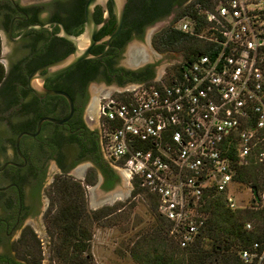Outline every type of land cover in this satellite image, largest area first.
<instances>
[{
	"label": "built area",
	"instance_id": "obj_1",
	"mask_svg": "<svg viewBox=\"0 0 264 264\" xmlns=\"http://www.w3.org/2000/svg\"><path fill=\"white\" fill-rule=\"evenodd\" d=\"M173 25L193 41L188 57L104 96L98 113L104 153L186 247L210 196L264 206V0H189ZM245 171L248 184L235 179ZM240 256L262 264L264 250Z\"/></svg>",
	"mask_w": 264,
	"mask_h": 264
},
{
	"label": "flooded vegetation",
	"instance_id": "obj_2",
	"mask_svg": "<svg viewBox=\"0 0 264 264\" xmlns=\"http://www.w3.org/2000/svg\"><path fill=\"white\" fill-rule=\"evenodd\" d=\"M86 1L0 0V52L2 36L8 46L0 83V264L21 262L16 258L17 246L30 231L32 218H45L50 205L49 188L57 175L75 176L86 190L98 185L106 194L99 202L112 200L109 192L126 175L115 170L112 159L102 149L98 113L102 98L141 83V78L151 80L161 74L164 68L159 74L155 65L147 62L143 50L130 43L155 25L147 34L154 47V36L173 25L189 0H148L156 12L152 21L145 20L139 26L133 24V19L137 3L142 0H125L119 32L107 48L99 42L89 50L98 57L46 76L44 66L74 51V45L61 31L79 35L84 30ZM106 6L108 19L96 31V41L116 27L110 1ZM104 15L101 5H95L94 21L101 22ZM30 78L41 89L68 94L73 109L62 124L44 121L37 135L23 134L17 147V136L34 133L41 118L63 119L69 114L64 96L45 95L37 87L30 88ZM99 83L105 86L103 90L90 91L91 84ZM90 174H95L94 178Z\"/></svg>",
	"mask_w": 264,
	"mask_h": 264
},
{
	"label": "trees",
	"instance_id": "obj_3",
	"mask_svg": "<svg viewBox=\"0 0 264 264\" xmlns=\"http://www.w3.org/2000/svg\"><path fill=\"white\" fill-rule=\"evenodd\" d=\"M137 4L133 24L139 26L145 20L152 19L156 7L148 0H142ZM173 26L154 36L152 43L157 50L176 49L183 45L185 48L183 57L187 58L193 41ZM3 77L4 66L0 62V83ZM148 79L141 78L139 81L144 82ZM248 169L250 168H247V171ZM247 171L244 174H236L235 179L248 184L252 176L247 174ZM94 175L90 174L93 178ZM50 189L51 203L55 205L56 201L59 204L56 205L55 212H48L46 220L54 229L56 240L59 241L58 244L55 241L53 253L56 258L67 264H84L86 258L66 260L69 257L66 249L75 251L74 255L84 251L83 241L88 240L86 238L90 236L87 230L88 218H104L115 208L106 207L104 210L88 212L85 208L84 187L80 181L70 176L57 175ZM137 192L138 190H133L132 194ZM59 200L65 201L64 205H61ZM150 203L156 214V223L147 231V235L135 240L129 247L130 256L139 264H257V257L247 263L242 260L240 254L245 249L251 250L254 243L258 244L259 254L264 250V206L256 209L230 210L225 206L222 195L210 196L201 210L205 218L204 227L191 244L180 247L168 234L166 222L158 215L154 200L151 199ZM247 222L251 224L249 229L245 227ZM22 255L20 263L10 264H40L39 259L33 262L28 251Z\"/></svg>",
	"mask_w": 264,
	"mask_h": 264
},
{
	"label": "rangeland",
	"instance_id": "obj_4",
	"mask_svg": "<svg viewBox=\"0 0 264 264\" xmlns=\"http://www.w3.org/2000/svg\"><path fill=\"white\" fill-rule=\"evenodd\" d=\"M175 17L176 16L172 17L170 21ZM153 27H155V25L147 27L144 36L132 40L130 45L142 49L148 57L147 62L154 64L155 69L159 73L160 69L167 68L181 60L185 53V48L181 45L176 49H155L151 46L147 38L148 32ZM2 48L0 52V62L6 65L8 60V46L4 36H2ZM104 87L105 86L101 83L91 84L89 89L90 91L94 89L103 90ZM1 134L0 132V138ZM114 168L117 172L123 173L115 166ZM70 177L74 180L77 179L75 176ZM76 181H78V179ZM50 188L48 192L50 203L48 212L52 213V211L55 212V207L59 204L56 201L54 202L55 205L51 203ZM238 191L241 193L240 190ZM109 193H112V200L99 202L106 194L98 188V185L92 189L90 187L88 190L84 188L85 208L88 212L100 209L104 210L106 207H113L115 209L104 218L92 219L89 216L90 218L87 220V230L90 236L86 238L88 240L83 241L85 245L84 251L77 252V255H74L76 254L75 251H72L70 248L66 249V254L69 255L66 260L70 261L71 258L76 260L80 258L82 260L86 258L84 264H139L130 256L129 247L135 240L141 239L143 236L147 235V231H150L152 226H154L153 224L156 223V214L152 209L150 203L151 199L143 193L139 196H134L131 193V187L127 179L123 178L118 180ZM240 197L245 205L244 209H250L248 208L246 196L243 192ZM59 203L64 205L65 201L62 202L59 200ZM48 212L44 218L45 221L44 219L41 220L40 217L32 218V224L29 227L30 231L27 232L28 234L24 236L23 240H21L20 244L17 246L16 258L18 260L22 261V254L28 251L33 262L39 259L40 264H67L61 259L56 258L53 253L55 241L57 244L59 241L56 240L57 237L54 229L46 221L48 219Z\"/></svg>",
	"mask_w": 264,
	"mask_h": 264
},
{
	"label": "water",
	"instance_id": "obj_5",
	"mask_svg": "<svg viewBox=\"0 0 264 264\" xmlns=\"http://www.w3.org/2000/svg\"><path fill=\"white\" fill-rule=\"evenodd\" d=\"M110 1L111 8H112V14L114 15V18L116 20V27L113 30V32L110 35H107L100 40H95V33L96 31L107 21L109 11L106 6V2ZM101 5L103 11H104V17L101 22L96 23L93 19V8L95 5ZM125 0H87L85 3L84 8V16H85V26L84 30L79 35H71L67 33L65 30L61 31V35L71 42L75 49L72 53L65 56L64 58L57 60L51 64H48L47 66H44V69L46 70V76L54 75L57 73H60L62 71H65L67 69H70L74 65H76L78 62L84 59L92 58V57H98L93 56L89 53L90 48L99 42H104L106 45V48L108 47L109 43L112 41V39L116 36V34L119 32L122 19H123V9H124ZM35 28H38V26H32ZM33 79L30 78L29 84L30 88L35 89L37 87L39 92H42V94L45 95H53V94H60L64 96L68 103H69V114L63 118V119H55L52 117H43L41 118L36 126V130L34 133H21L17 136L16 139V146L18 147L19 139L23 134L29 135V136H35L39 133L40 125L44 121H49L52 123L62 124L66 120H68L72 113V100L70 96L64 92L59 91H52V90H45L41 89L39 86H36L35 82L32 81ZM36 90V89H35Z\"/></svg>",
	"mask_w": 264,
	"mask_h": 264
}]
</instances>
